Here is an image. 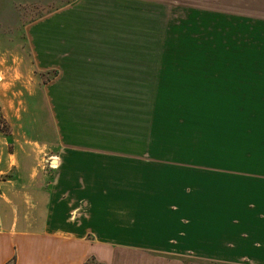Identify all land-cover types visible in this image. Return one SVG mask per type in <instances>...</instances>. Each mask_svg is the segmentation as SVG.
Returning a JSON list of instances; mask_svg holds the SVG:
<instances>
[{
  "label": "crops",
  "instance_id": "0c3cea01",
  "mask_svg": "<svg viewBox=\"0 0 264 264\" xmlns=\"http://www.w3.org/2000/svg\"><path fill=\"white\" fill-rule=\"evenodd\" d=\"M98 1L45 11L24 24L22 45L0 46V264H264V83L222 106L203 164L150 154L147 137L134 150L131 134L96 136L65 114L101 96L83 53L100 47L88 37Z\"/></svg>",
  "mask_w": 264,
  "mask_h": 264
},
{
  "label": "rangeland",
  "instance_id": "374dc122",
  "mask_svg": "<svg viewBox=\"0 0 264 264\" xmlns=\"http://www.w3.org/2000/svg\"><path fill=\"white\" fill-rule=\"evenodd\" d=\"M66 2L70 0H0V46L22 45L24 24L45 11L50 15L66 7ZM98 2V31L88 37L100 47L85 48L83 53L92 57V64L84 65L93 78L92 92L101 95L84 99L99 111L65 116L69 121L91 123L96 136L131 134L134 150L147 137L150 154L179 158L182 168L191 164L188 158L203 164L210 126L213 137L220 131L222 106L227 112L236 88L264 83L243 80L250 72L264 74V0ZM3 63L0 57V66ZM40 77L45 81L47 76L42 73ZM51 77L55 71H48V80ZM0 124L8 132L5 120ZM165 259L216 264L193 257Z\"/></svg>",
  "mask_w": 264,
  "mask_h": 264
},
{
  "label": "trees",
  "instance_id": "16d2710c",
  "mask_svg": "<svg viewBox=\"0 0 264 264\" xmlns=\"http://www.w3.org/2000/svg\"><path fill=\"white\" fill-rule=\"evenodd\" d=\"M68 1V0H67ZM69 2H66L65 4H68ZM214 263V262H213ZM85 264H99L98 262H96L95 260H94V258H90V259H88L87 261H86V263ZM216 264H220V263H216Z\"/></svg>",
  "mask_w": 264,
  "mask_h": 264
}]
</instances>
